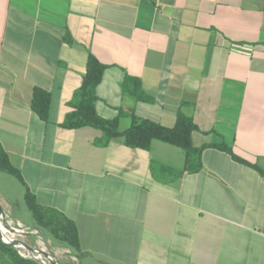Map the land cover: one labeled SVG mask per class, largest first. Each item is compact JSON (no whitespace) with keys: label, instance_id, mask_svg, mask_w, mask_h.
<instances>
[{"label":"crops","instance_id":"obj_1","mask_svg":"<svg viewBox=\"0 0 264 264\" xmlns=\"http://www.w3.org/2000/svg\"><path fill=\"white\" fill-rule=\"evenodd\" d=\"M89 54L107 66L102 117L130 107L173 126L183 113L196 146L225 142L264 170V0H0V143L38 203L75 221L92 260L81 264H264L254 166L206 148L199 171L160 181L152 164L182 169L183 149L103 146L100 130L61 125ZM36 87L51 94L49 122L32 109ZM14 197L0 188L2 206L27 220ZM63 249V264H80ZM0 264L17 263L0 249Z\"/></svg>","mask_w":264,"mask_h":264},{"label":"trees","instance_id":"obj_2","mask_svg":"<svg viewBox=\"0 0 264 264\" xmlns=\"http://www.w3.org/2000/svg\"><path fill=\"white\" fill-rule=\"evenodd\" d=\"M106 67L95 55L89 54L82 84L75 90L72 99L69 101L71 109L61 124L63 127L69 129L85 126L94 127L101 132L96 143L103 146L108 145L113 139L122 138L124 143L131 148L149 150L154 141H161L183 149L186 153V162L182 169H175L156 162L152 164V173L160 181L174 180L187 172L199 171L203 167L201 157L206 148L220 149L229 153L234 160L252 165L235 154L225 142L196 146L193 141V133L198 131L199 127L192 117L183 113L178 115L175 125L166 126L138 116L134 108H121L120 116L126 114L132 118L131 126L122 131L120 129V116L113 119L104 118L96 109L97 87L102 80ZM131 79L132 77L126 79L124 89H127L128 81ZM133 79L140 86L139 80ZM50 106V92L36 87L33 94L32 109L45 122H49ZM252 166L264 175V170L260 166L256 164ZM0 172L13 176L19 183L26 186L25 200L30 214V219L23 220L26 224L40 228L54 246L69 249L70 255L76 257L80 264L85 260L92 261L88 252L82 249L79 230L75 221L59 209L38 203L35 195L27 187L20 169L12 163L9 153L1 143ZM0 249L12 256L17 264H39L35 260L22 258L13 245L6 244L1 239Z\"/></svg>","mask_w":264,"mask_h":264},{"label":"built area","instance_id":"obj_3","mask_svg":"<svg viewBox=\"0 0 264 264\" xmlns=\"http://www.w3.org/2000/svg\"><path fill=\"white\" fill-rule=\"evenodd\" d=\"M0 239L13 245L22 258L39 264H57L58 259L62 262L58 252L51 247V240L40 228L26 224L5 208L0 214Z\"/></svg>","mask_w":264,"mask_h":264},{"label":"rangeland","instance_id":"obj_4","mask_svg":"<svg viewBox=\"0 0 264 264\" xmlns=\"http://www.w3.org/2000/svg\"><path fill=\"white\" fill-rule=\"evenodd\" d=\"M0 188H4L6 189L7 193L15 195L14 198L16 202H18L17 207L20 213L25 215L26 218L30 219V214L24 201V188L22 187V185L13 176L0 172ZM50 245L54 250L58 252L61 260H65L66 256H68L69 253L64 251L63 248L54 246L52 243H50Z\"/></svg>","mask_w":264,"mask_h":264},{"label":"water","instance_id":"obj_5","mask_svg":"<svg viewBox=\"0 0 264 264\" xmlns=\"http://www.w3.org/2000/svg\"><path fill=\"white\" fill-rule=\"evenodd\" d=\"M3 213H4V208H3V206H2V204L0 202V214H3ZM57 264H62V262L58 259L57 260Z\"/></svg>","mask_w":264,"mask_h":264}]
</instances>
